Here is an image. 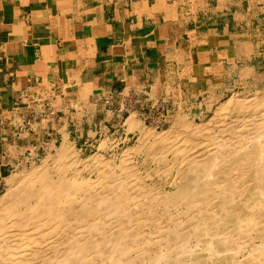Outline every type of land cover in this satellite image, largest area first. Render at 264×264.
I'll list each match as a JSON object with an SVG mask.
<instances>
[{"label":"bare ground","instance_id":"obj_1","mask_svg":"<svg viewBox=\"0 0 264 264\" xmlns=\"http://www.w3.org/2000/svg\"><path fill=\"white\" fill-rule=\"evenodd\" d=\"M125 126L139 135L118 169L95 154V177L80 173L66 137L7 177L0 264H264V90L200 124L185 114L158 130L133 112ZM162 162L165 184L141 171Z\"/></svg>","mask_w":264,"mask_h":264},{"label":"crops","instance_id":"obj_2","mask_svg":"<svg viewBox=\"0 0 264 264\" xmlns=\"http://www.w3.org/2000/svg\"><path fill=\"white\" fill-rule=\"evenodd\" d=\"M262 81L264 0H0V183L71 122L126 139Z\"/></svg>","mask_w":264,"mask_h":264},{"label":"rangeland","instance_id":"obj_3","mask_svg":"<svg viewBox=\"0 0 264 264\" xmlns=\"http://www.w3.org/2000/svg\"><path fill=\"white\" fill-rule=\"evenodd\" d=\"M260 89L264 90V82L263 81L257 85L252 86L251 88H242L238 91H235L230 96L232 97V95H234V94H242V93H248V92H252V91L255 92V91L260 90ZM230 96L227 97L222 102H225L226 100H228L230 98ZM215 109H216V107L211 109L207 113L181 111V112H178L174 117H168V119L165 121H163V113L161 112V110H158L159 114H156V115L158 117L160 116L161 120L158 122H155L154 120L148 118L147 123H145V124H147L148 126L156 127L158 130H162V129L168 128L172 123L179 121L181 119V117H183L185 114H186V117H189V119H191L192 121L200 124V123L207 122L208 120H210L212 118V116H214ZM126 113H128V112H126ZM127 118L128 117H126V116L123 118L121 125L125 126V121ZM107 125H108V123H107ZM70 127L72 128L73 131L71 132V136L68 138L70 141L73 142L76 150L79 153L81 160L85 161L87 159L86 161H90V163H91L93 161V159L90 157L95 155V154H100V155H103V156L107 157L108 159H110L111 162L113 164H115V166L113 165L115 167V169L119 168L118 165L120 164V158L123 155L122 153L125 151L126 147L134 145L136 143L138 135H139V133H137L135 135H132L130 138L116 140L115 138L111 137L110 135L103 136V135L98 134L94 139H91L88 137H86V138L78 137L76 134L77 133V131H76L77 126L75 124H73V122H71ZM110 128H111V131L114 129V127H112V126H110ZM104 140L107 141V145H106V147L102 148L100 144ZM60 141H61L60 139L58 141L52 140L50 143L48 142V144L43 145L42 147H40V149H38V152L36 153L35 158L29 159V161H27V159H26V158L31 157L29 154L18 155L19 163H17L13 168H11L9 171L6 172L5 178L0 183V194H2L5 191V189L7 188L6 179L10 174L13 173V171L19 172L24 167L28 166L27 168H29L30 166H32V164L41 163V161H43L45 158L55 155L57 148L60 145ZM46 155H47V157H46ZM140 158H141V156L140 157L138 155L134 156L135 162H137L138 159H140ZM86 161L81 162L80 168H82V169H81L80 173H82L84 175L90 174L93 177H95L96 172L94 171L95 169H93L95 167V165L92 164L91 168L84 169L85 168L84 164L86 163ZM162 163H161V165L150 163L146 167H143L141 169V171H143L142 172L143 174H146L149 171L152 174L153 178L154 179L156 178L157 182L165 184L166 181L171 180V176L167 175V173H165V171L162 170L163 167L165 166L164 163L163 164ZM157 165H158V167H157ZM146 168H148V171L146 170ZM90 170H92V172H90ZM257 242H260V238L255 239L253 243L256 244ZM251 246H252V244H250L248 246V248H250Z\"/></svg>","mask_w":264,"mask_h":264},{"label":"built area","instance_id":"obj_4","mask_svg":"<svg viewBox=\"0 0 264 264\" xmlns=\"http://www.w3.org/2000/svg\"><path fill=\"white\" fill-rule=\"evenodd\" d=\"M106 102H107V103H111V102H112V99H107ZM152 108H153V109H156L157 111H158V110H161V112L163 113V121H165V120L168 119V117L165 116V114H164V113L166 112V110L164 109L165 107H163V106H161V105H159V106L153 105Z\"/></svg>","mask_w":264,"mask_h":264}]
</instances>
